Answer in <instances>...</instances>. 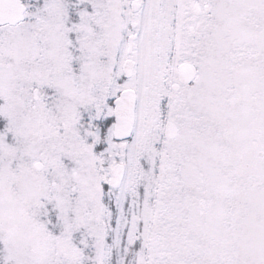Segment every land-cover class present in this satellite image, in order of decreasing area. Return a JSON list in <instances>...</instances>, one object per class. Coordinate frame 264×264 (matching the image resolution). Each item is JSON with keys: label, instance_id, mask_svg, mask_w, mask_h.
I'll return each instance as SVG.
<instances>
[{"label": "snow or ice", "instance_id": "1", "mask_svg": "<svg viewBox=\"0 0 264 264\" xmlns=\"http://www.w3.org/2000/svg\"><path fill=\"white\" fill-rule=\"evenodd\" d=\"M0 264H264V0H0Z\"/></svg>", "mask_w": 264, "mask_h": 264}]
</instances>
